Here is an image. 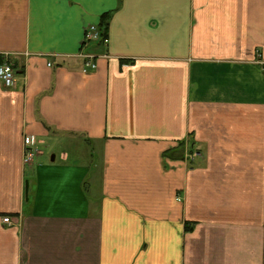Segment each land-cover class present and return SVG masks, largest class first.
I'll use <instances>...</instances> for the list:
<instances>
[{"label":"crops","instance_id":"crops-1","mask_svg":"<svg viewBox=\"0 0 264 264\" xmlns=\"http://www.w3.org/2000/svg\"><path fill=\"white\" fill-rule=\"evenodd\" d=\"M3 58L0 264H264V0H0Z\"/></svg>","mask_w":264,"mask_h":264},{"label":"built area","instance_id":"built-area-1","mask_svg":"<svg viewBox=\"0 0 264 264\" xmlns=\"http://www.w3.org/2000/svg\"><path fill=\"white\" fill-rule=\"evenodd\" d=\"M100 40V35L96 27L90 26L84 32L83 36V44H91L98 42ZM107 40L103 42L105 44ZM85 67L90 69H94L95 66L91 64V58L87 56H82ZM84 73H87L86 70H83ZM0 83L6 89L13 88L16 83V72L14 70L13 64L7 58H3V61L0 63ZM23 161L24 163L30 164L35 158L36 154H38L39 149L36 144V140L32 136H26L23 140ZM4 224H10L8 218L3 219Z\"/></svg>","mask_w":264,"mask_h":264},{"label":"trees","instance_id":"trees-1","mask_svg":"<svg viewBox=\"0 0 264 264\" xmlns=\"http://www.w3.org/2000/svg\"><path fill=\"white\" fill-rule=\"evenodd\" d=\"M109 13L105 14L104 16H102L101 20H100V24L98 26V32L100 35V40L98 41V45L103 44V42L105 40H107V29H108V22H109V18H110ZM1 63V60H0Z\"/></svg>","mask_w":264,"mask_h":264},{"label":"water","instance_id":"water-1","mask_svg":"<svg viewBox=\"0 0 264 264\" xmlns=\"http://www.w3.org/2000/svg\"><path fill=\"white\" fill-rule=\"evenodd\" d=\"M27 195H28V183H25V197L27 199Z\"/></svg>","mask_w":264,"mask_h":264},{"label":"rangeland","instance_id":"rangeland-1","mask_svg":"<svg viewBox=\"0 0 264 264\" xmlns=\"http://www.w3.org/2000/svg\"><path fill=\"white\" fill-rule=\"evenodd\" d=\"M91 64H93L94 66H95V64L94 63H91ZM96 67V66H95ZM95 69V68H94ZM94 69H91V70H94ZM83 148H86V146H84Z\"/></svg>","mask_w":264,"mask_h":264}]
</instances>
